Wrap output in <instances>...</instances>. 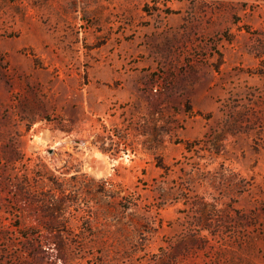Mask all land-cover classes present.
I'll list each match as a JSON object with an SVG mask.
<instances>
[{
	"label": "rangeland",
	"instance_id": "obj_1",
	"mask_svg": "<svg viewBox=\"0 0 264 264\" xmlns=\"http://www.w3.org/2000/svg\"><path fill=\"white\" fill-rule=\"evenodd\" d=\"M0 264H264V0H0Z\"/></svg>",
	"mask_w": 264,
	"mask_h": 264
}]
</instances>
